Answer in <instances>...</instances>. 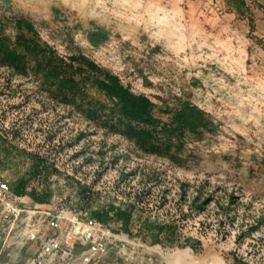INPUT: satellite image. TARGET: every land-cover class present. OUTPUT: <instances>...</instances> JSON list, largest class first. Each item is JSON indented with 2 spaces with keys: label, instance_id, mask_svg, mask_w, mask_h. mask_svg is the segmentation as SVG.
<instances>
[{
  "label": "rangeland",
  "instance_id": "rangeland-1",
  "mask_svg": "<svg viewBox=\"0 0 264 264\" xmlns=\"http://www.w3.org/2000/svg\"><path fill=\"white\" fill-rule=\"evenodd\" d=\"M227 1L0 0L4 35L23 18L59 57L81 54L146 97L160 121L189 101L212 124L201 138L187 135L172 162L90 121V104L61 103L40 75L0 66V179L25 178L49 196L22 205L131 214L128 233L109 223L124 242L95 264H166L177 250L200 264H264L263 2L240 0L236 12ZM96 29L107 40L93 47ZM158 228L161 246L150 244ZM20 233L0 246V264L26 263L33 245L21 250Z\"/></svg>",
  "mask_w": 264,
  "mask_h": 264
},
{
  "label": "trees",
  "instance_id": "trees-1",
  "mask_svg": "<svg viewBox=\"0 0 264 264\" xmlns=\"http://www.w3.org/2000/svg\"><path fill=\"white\" fill-rule=\"evenodd\" d=\"M261 8L264 11V0ZM227 4L236 12H241L244 2L228 0ZM15 35L10 38L0 29V66L12 70L17 75L26 76L29 71L40 75L49 86V90L65 104L77 107L88 103L86 117L98 122L103 128L132 142L141 152L166 158L172 162L178 160L185 137L191 135L201 138L212 131V124L207 115L189 101L181 102L173 112L164 110L169 115L167 122L154 117L155 105L142 95L133 94L124 87L119 79L110 72L96 65L81 54L67 59L59 57L55 51L41 42L32 23L19 18L14 21ZM107 40V32L96 29L87 34L88 43L97 47ZM264 49V40H256ZM103 95L110 105L99 100H89L88 90ZM41 172V163L31 167L32 176ZM17 197L28 198L33 205H46L49 196L28 190V180L17 179L9 186ZM90 220L109 225L117 224L121 231L128 233L131 214L128 211L111 208L109 210L90 211ZM118 233L119 231L113 230ZM162 228L150 238V244L163 245ZM234 264H247L234 260Z\"/></svg>",
  "mask_w": 264,
  "mask_h": 264
},
{
  "label": "built area",
  "instance_id": "built-area-1",
  "mask_svg": "<svg viewBox=\"0 0 264 264\" xmlns=\"http://www.w3.org/2000/svg\"><path fill=\"white\" fill-rule=\"evenodd\" d=\"M0 179V246L18 227L20 249L32 243L25 264H95L124 242L109 225L65 208L25 207ZM119 250V249H118Z\"/></svg>",
  "mask_w": 264,
  "mask_h": 264
},
{
  "label": "bare ground",
  "instance_id": "bare-ground-1",
  "mask_svg": "<svg viewBox=\"0 0 264 264\" xmlns=\"http://www.w3.org/2000/svg\"><path fill=\"white\" fill-rule=\"evenodd\" d=\"M166 264H200L195 261L192 255L188 251H175L165 255ZM213 264H222L221 262H215Z\"/></svg>",
  "mask_w": 264,
  "mask_h": 264
}]
</instances>
